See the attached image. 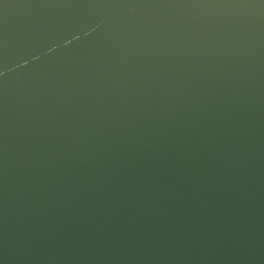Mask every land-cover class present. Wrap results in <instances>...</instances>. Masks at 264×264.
<instances>
[{"label":"water","instance_id":"obj_1","mask_svg":"<svg viewBox=\"0 0 264 264\" xmlns=\"http://www.w3.org/2000/svg\"><path fill=\"white\" fill-rule=\"evenodd\" d=\"M0 264H264V0H0Z\"/></svg>","mask_w":264,"mask_h":264}]
</instances>
